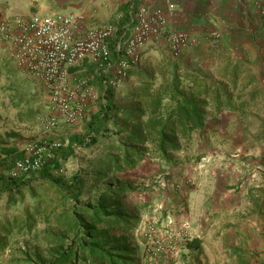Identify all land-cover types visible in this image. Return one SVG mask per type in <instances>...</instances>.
Masks as SVG:
<instances>
[{"label": "rangeland", "instance_id": "rangeland-1", "mask_svg": "<svg viewBox=\"0 0 264 264\" xmlns=\"http://www.w3.org/2000/svg\"><path fill=\"white\" fill-rule=\"evenodd\" d=\"M71 10L78 8H61L59 11L66 13ZM157 46L143 53L140 66L156 69L164 55ZM89 67L90 64L85 63L80 70L72 68L71 77L89 74ZM95 76L92 86L98 96L83 98L81 112L75 120L65 121L56 116L55 124L51 126L48 120L54 113L50 111L49 95L44 86L30 80L26 72L11 60L5 65L0 63V105L10 102L12 107L17 102L23 103L26 109L17 116L18 120L24 119V125L15 126L6 114L8 122L0 129L5 132L0 138L7 142L11 138L10 141L25 152L26 147L41 141L59 140L65 145L70 134H82L90 114L103 101L99 95L100 82ZM136 82L137 78L130 75L113 88L116 104L121 107L130 105L128 92ZM34 108L37 111L35 118L32 114V120H25L26 113L33 112ZM5 130L14 135L8 139ZM263 133L264 107L255 106L241 114L208 110L204 130L194 133L187 149L172 153L174 164L146 155L131 168L115 174L113 182H125L129 187V191L120 197L121 204L137 219L123 233L134 249L136 264H248L251 254L242 256L228 246L227 216L220 214L223 212L220 210L211 214L209 197L215 196L213 189L222 191L224 195L234 180L233 186L243 193L250 171L264 168ZM89 150L76 146L75 153L61 162L56 173L69 175L105 149L92 153ZM90 176L86 180L91 184ZM107 180L109 178L100 180L93 187L102 188ZM51 190L49 187H36L35 199H31L27 190L20 194L0 192V211L7 220L14 216L22 218L25 210L32 211L36 201L43 210L41 215L34 216L35 225L28 233L13 231L6 236L7 244L0 251V264H28L23 259L24 253L32 257L35 253L45 255L43 231L48 224L44 217L59 198ZM86 198L84 196L83 200ZM192 238L200 240L195 249L186 246ZM252 259L256 260L255 256Z\"/></svg>", "mask_w": 264, "mask_h": 264}, {"label": "trees", "instance_id": "trees-1", "mask_svg": "<svg viewBox=\"0 0 264 264\" xmlns=\"http://www.w3.org/2000/svg\"><path fill=\"white\" fill-rule=\"evenodd\" d=\"M161 49L164 55L156 69L138 63L128 70L127 76L137 78L128 92L129 106L116 104L113 87L105 88L103 101L85 122L84 132L70 134L66 144L54 149L36 171L10 176L12 164L21 154L0 143L4 160L0 162V192L27 190L35 199L36 187L43 186L59 196L44 217L48 224L43 231L45 255L24 253L28 264H136L134 249L123 233L137 219L121 204L120 197L129 187L125 182H113L115 174L146 155L174 164L172 153L187 149L194 133L204 130L208 109L241 114L254 101L257 89L248 88L252 80H242L237 66H223L214 78L210 71L181 66V52L174 55L167 46ZM76 146L90 152L105 150L69 175L56 173ZM107 178L102 188L93 187ZM42 213L36 201L22 218L6 219L0 229L4 235L0 251L7 244L6 236L13 231L28 233L35 225L34 216ZM199 243L192 238L186 246L195 249Z\"/></svg>", "mask_w": 264, "mask_h": 264}, {"label": "crops", "instance_id": "crops-1", "mask_svg": "<svg viewBox=\"0 0 264 264\" xmlns=\"http://www.w3.org/2000/svg\"><path fill=\"white\" fill-rule=\"evenodd\" d=\"M44 1L0 0V19L9 20L15 16L25 18L32 14L42 15L69 7L78 8L70 12H84L85 25L107 22L120 24L127 19L129 9L138 5L159 9L166 18L164 25L166 32L181 31L189 37V43L183 47L179 55L181 66L195 68V65L205 72H212L214 78L223 66L228 65L229 68L237 66L241 70L242 80H252L248 88L257 89L256 97L246 111L255 106L264 107V9L260 11L255 0H47L48 3ZM156 46H145L143 53L146 50L151 51L150 47ZM162 46L166 47L163 44L157 47L161 49ZM9 60L25 71L30 80L42 86L15 62L10 54L9 42L5 38L0 40V63L5 65ZM83 65L76 68L80 70ZM89 68L91 72L94 66L90 64ZM22 105L23 103L17 102L12 107L10 102L0 105V129L8 122L6 114H9L8 117L13 120L11 122H14L15 126L25 124L24 119L17 118L18 113L26 111ZM36 112L34 108L33 112L26 113L25 120H32V114L34 117ZM221 112L223 114L231 111ZM17 120L20 123H17ZM5 131L8 132H6L8 139L14 135L9 130ZM2 133H5L4 130H0V137ZM10 139L7 142L0 138V143L14 147L22 155L24 153L22 148L14 145ZM1 158L2 155L0 162L4 161ZM246 179L243 193L233 186L234 180V184L224 192V195L222 191L213 189L215 196L207 195L206 198L209 197L212 201V215L220 210L223 211L220 214L227 216L228 246L233 251L240 252L242 256L245 254L248 257L251 254L252 258L255 256L256 260L251 258L248 264H264V168L251 170ZM6 219L0 211V229ZM2 236L4 235L0 230V237Z\"/></svg>", "mask_w": 264, "mask_h": 264}, {"label": "built area", "instance_id": "built-area-1", "mask_svg": "<svg viewBox=\"0 0 264 264\" xmlns=\"http://www.w3.org/2000/svg\"><path fill=\"white\" fill-rule=\"evenodd\" d=\"M255 4L260 11L264 9V0H255ZM165 22L159 9L144 5L129 9L127 19L120 24L85 25L83 11H51L0 19V40H8L15 62L47 90L49 108L54 113L48 123L53 126L56 116L75 120L83 98L98 96L92 86L95 74L102 95L105 88H114L127 77L128 70L140 62L145 46L164 43L174 55L179 54L189 37L181 31L166 32ZM85 63L94 66L93 73L72 78L71 69ZM60 145L59 140H50L26 147L21 157L14 160L9 175L36 171Z\"/></svg>", "mask_w": 264, "mask_h": 264}]
</instances>
